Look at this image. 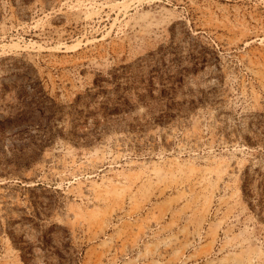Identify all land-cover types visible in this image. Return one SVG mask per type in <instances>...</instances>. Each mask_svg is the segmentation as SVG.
Wrapping results in <instances>:
<instances>
[{
  "label": "rangeland",
  "instance_id": "obj_1",
  "mask_svg": "<svg viewBox=\"0 0 264 264\" xmlns=\"http://www.w3.org/2000/svg\"><path fill=\"white\" fill-rule=\"evenodd\" d=\"M0 264H264V0H0Z\"/></svg>",
  "mask_w": 264,
  "mask_h": 264
}]
</instances>
